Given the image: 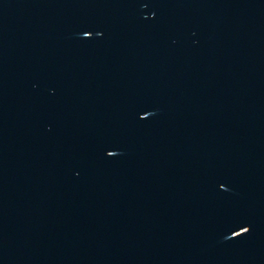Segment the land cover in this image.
<instances>
[{
  "label": "water",
  "instance_id": "water-1",
  "mask_svg": "<svg viewBox=\"0 0 264 264\" xmlns=\"http://www.w3.org/2000/svg\"><path fill=\"white\" fill-rule=\"evenodd\" d=\"M0 264H264V0H0Z\"/></svg>",
  "mask_w": 264,
  "mask_h": 264
}]
</instances>
